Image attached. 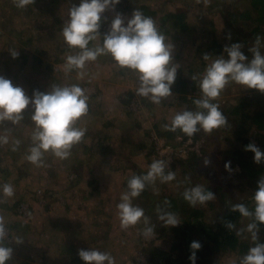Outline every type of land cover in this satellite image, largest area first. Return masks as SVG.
I'll list each match as a JSON object with an SVG mask.
<instances>
[{"label": "rangeland", "instance_id": "374dc122", "mask_svg": "<svg viewBox=\"0 0 264 264\" xmlns=\"http://www.w3.org/2000/svg\"><path fill=\"white\" fill-rule=\"evenodd\" d=\"M64 2L61 9L62 20L57 25L56 37L52 39L42 35L35 42L34 45L36 46H28L31 56L40 57V60H34L30 56V60L35 61V64L31 66L29 60L20 82L16 86L21 87L26 95L32 96L34 90L46 92L53 85L78 84L88 96V113L77 121V127L85 128L86 133L82 141L71 149L70 159L72 163L67 168L69 173L61 170L56 172V176H50L47 175L50 173L49 170H45L41 166H36L28 161L23 163L28 149L32 145L31 135L34 129L30 119L31 107L24 110L23 119L19 123L12 124L8 121L0 123V136H7L9 141L7 144L0 145V170H5V172L0 171V185L11 183L14 187V196L11 198H4L0 193V199L3 200L0 202V215L4 216L7 229L5 240L10 243L6 246L12 249V256L5 264H71L68 262L67 251L63 247H58L59 241H63V239L72 242L77 249L87 248L91 250L94 248L92 245H98L94 249L109 252L115 258V264H150L152 256L162 264H176L178 257L187 256L183 250V244H185L182 230L183 222L186 223L188 219L193 217L187 209L189 204L182 197L186 188L197 184L204 188L209 184L214 187L216 199L202 205L203 207L201 206L202 214L200 217L205 225H212L213 222L218 221V217L222 216L224 210L229 208H227V203L233 201L246 202L242 199H246L245 197L249 193H251L249 204L252 205L251 197L257 185L251 178L236 176L241 168L233 161V158L236 157V153L238 155L241 151L251 159L252 166L261 165L259 169L263 175L264 161L261 163L253 161L254 153L243 148L236 129L242 128L243 131L239 135H246L255 141L256 146L262 152H264V144L261 148V142L255 139L258 138L263 141L264 138L255 131L253 126L248 125L250 123L249 117L245 115L236 117L232 113H228V110H223L220 103H225L230 99L228 98L230 95H237L240 99L246 97V101L253 109L250 113L253 114V112L261 110L264 114V93L256 89L245 88L236 83H230L221 92L219 98L214 101L218 103L222 114L226 117L227 125L213 130L211 134H206L201 130L199 134L188 137L178 130L172 132V137L167 136L164 133L167 130L162 125L169 123L171 117L180 111L179 108L188 106L189 103L177 99V95L180 93V90L175 89L177 74L175 82L171 86L172 96L162 99L159 104H154L149 99L136 94L137 77L135 74L127 68L117 67L110 56L101 55L96 61L87 63L83 69L85 73L83 78H79L78 70L65 73V58L70 54H65L66 50L63 51L61 44L59 45V41L61 43L63 39L61 30L68 18V9L72 5H78L79 0H64ZM143 5L150 10L147 14L143 12L144 15L152 17L156 24L161 23L160 14H164L166 6L169 12H185V20L189 23V28L178 30L175 40L171 38L170 32L166 36L161 30L159 31L165 35L166 42L173 45L172 62L181 68L194 67L193 73L187 76L189 81L192 76L199 78V74L205 68L198 64L199 60L196 59L198 62L195 61L191 55L192 39L198 40V42L203 41L205 39L204 31L214 34L221 31L220 28L223 26L225 17L223 7L229 5V9L233 11L252 9L249 0H200L199 3L197 0H120L114 9L106 10L102 14L101 22L105 28L109 29L113 17L120 13L125 18L126 23L133 11L135 9L141 11ZM43 7L42 5L41 8L43 9ZM11 9L8 7L5 12H10ZM46 18L48 21L49 18ZM2 19L3 17L0 16V21ZM47 21L45 19L43 25ZM253 21L256 22L257 20ZM168 22L169 19L164 20L163 26L165 28ZM34 24L33 22L29 26L32 28ZM253 27L254 24H250L241 29L244 30L242 32H245L247 37H250V30ZM100 31L101 29H99ZM8 32L13 33V31ZM255 33L256 36L261 37V52L264 53V20ZM237 36L238 39L234 38L229 41V38L228 43L225 42L224 45L230 46L232 43H240L242 45L241 51L250 59L251 53L248 49L254 45L256 37L244 41L242 35ZM58 52L60 54L62 52V55L65 54V56L64 59L55 62L53 58ZM46 62H50L52 68L42 69ZM24 77L26 80L21 81ZM31 89L32 92H30ZM197 89L188 92L187 97L200 98L201 93ZM127 90H131L134 95L124 107L120 98L124 96ZM155 138H161L173 145H180L190 138L191 141L198 142L199 146L197 150H192L183 157L178 155L173 158L171 171L176 173V178L173 181L161 183L158 179L154 185L147 186L141 193L142 196L145 193L149 199L143 196L150 205L147 208H141L149 217L148 226H153L152 236L146 238L142 235L143 226L146 227L143 220L135 227L121 230L115 207H107L106 218L102 220L101 232L97 236L96 231H94V227L97 226L96 217L102 216V214L96 215L94 208L104 202L107 197L116 196L117 192L121 191L122 182L132 174L142 175L146 173L148 165L156 155ZM15 140H19L20 143L13 151ZM102 147L105 149H101ZM7 152H10V155ZM72 152H75L77 158ZM88 153H91L88 159L91 160L89 161L90 169L82 168L85 177L83 176L79 181L72 182L70 186H67L66 177L72 179L74 176L71 171L72 167L86 158ZM190 153L201 155V158L193 162L190 159ZM44 156L49 159H45L46 165L65 160L55 157L51 152H46ZM202 158L203 160H201ZM205 160L208 161L207 164H205ZM226 163L229 165L228 168L225 167ZM236 164L239 166V170L234 172L233 168ZM17 170L27 171L28 174L15 180L14 177L18 175ZM90 174L96 177L99 189L89 195L88 190L92 185L88 184L86 179ZM59 184L63 185L60 192L55 193L45 188L46 185H54L57 190V187H60ZM66 188H68V195L73 194L75 196L73 199L69 198L71 204L69 212L63 207L66 201V195L63 192ZM84 195L87 196L83 197ZM161 195L163 197L178 196L177 208L184 210V213L173 211L180 218L177 226H165L163 221L158 219V207L172 211L171 205L165 206V200ZM18 199L21 200H19L17 209V204L14 205V203ZM84 199L86 200L84 201ZM155 199L158 200L157 204L153 201ZM84 202H89V206L77 211V204ZM183 202L185 205L182 204ZM46 203H48L47 206H45ZM195 206H200V204ZM15 209L21 210L22 213L20 211L21 214H16ZM50 215H54L63 223L64 217L68 215L71 222L66 220L67 223L66 225L64 223L63 228H56L48 232L45 230L46 228L40 227V225L41 221L46 220ZM28 218L29 220H27ZM78 220H82L84 225L77 235L75 227ZM241 220H245V218L241 217ZM13 223L16 225L15 230L12 227ZM138 226L141 228L138 229ZM195 230L197 231L192 230L194 241H198L201 245L199 250H195V264H236L243 255L237 249L222 248L211 240L206 235V233L208 234L207 231H210L209 226L202 231L197 228ZM19 232L23 233L19 234ZM17 238H20L21 242L18 243L15 240ZM181 238H183V243L179 252ZM240 238L251 240L247 231L242 233ZM258 242L264 243L261 235H258ZM15 246L19 251L15 249ZM61 259L62 261H60ZM180 264L188 263L181 261Z\"/></svg>", "mask_w": 264, "mask_h": 264}, {"label": "clouds", "instance_id": "9594fccd", "mask_svg": "<svg viewBox=\"0 0 264 264\" xmlns=\"http://www.w3.org/2000/svg\"><path fill=\"white\" fill-rule=\"evenodd\" d=\"M15 7L26 9L33 5L34 0H12ZM120 0H79L78 5L68 9V18L64 22L61 35L69 49H78L76 54L67 55L64 71L68 73L78 70L79 78L85 75L83 69L86 64L96 61L101 55L110 56L117 67L131 70L137 77L136 94L159 104L162 99L172 96L171 86L176 79L178 64L172 62L173 45L158 29L154 19L135 9L125 23V18L117 13L111 20L109 30L101 35L99 32L102 14L106 10L114 9ZM199 3L200 0H197ZM240 43L225 45L221 54L211 59L203 54L206 64L203 72L190 77L198 79L200 98L194 99L196 110H183L175 113L169 123L162 127L171 132L178 130L188 137L194 136L203 130L211 134L213 130L227 125V119L222 114L218 103H215L221 92L230 83L239 84L245 88L256 89L264 93V53L261 52V37L256 36L254 45L249 48L251 58L241 51ZM11 55L15 58L18 53L14 50ZM31 106V121L33 132L32 145L28 149L25 159L42 166L46 152H51L59 159H67L71 155L74 145L80 143L85 136L86 129L77 127V121L88 113V96L78 84L53 85L50 90L40 92L34 90L29 97L25 91L14 86L9 79L0 75V123L4 121L12 124L23 119V112ZM8 137L0 136V145L7 144ZM20 143L13 142V151ZM246 151L254 153L253 161H264V152L256 145L248 144ZM208 161L205 160V164ZM169 161L154 159L148 165L145 174H132L126 182V191L123 192L116 204L117 216L121 230L135 227L143 220L146 227L142 235L152 236L153 226L149 225V217L144 209L134 205L133 200L149 185H154L159 179L161 183L171 182L176 178L175 171L167 170ZM226 168L229 165L226 163ZM0 193L4 198L14 196V187L11 183L0 185ZM183 199L190 205H204L216 199L213 192L197 184L186 188L182 193ZM0 202H3L0 199ZM168 206V201H165ZM253 207L250 209L245 203H236L231 206L240 216L249 218L246 228L236 229L232 222L225 226L229 230L236 229V235L245 231L250 234L252 245L243 254L236 264H264V243L258 242V224H264V176L257 181V189L251 197ZM158 219L165 226H177L180 218L174 213L157 208ZM7 229L5 218L0 215V264H5L12 256V249L5 246ZM18 243L20 238L15 239ZM201 247L198 241H192L193 250L189 256L191 264H195V250ZM78 256L86 264H115V258L109 253L92 248L79 250Z\"/></svg>", "mask_w": 264, "mask_h": 264}, {"label": "trees", "instance_id": "16d2710c", "mask_svg": "<svg viewBox=\"0 0 264 264\" xmlns=\"http://www.w3.org/2000/svg\"><path fill=\"white\" fill-rule=\"evenodd\" d=\"M64 3H65L64 0H34L33 5L28 6L26 9H19L14 6V4L12 3V0H0V16L3 17V19L0 21V75L4 76L6 79H9L13 85L16 86V84L20 82L25 66L27 65V63H29L31 52L30 50H28L29 49L28 46L29 45L36 46L34 45L35 42L39 40L42 37V35L43 37H49L52 39L56 37V32L58 31L57 25L60 24V21L62 20L61 19V9ZM249 4L251 5L252 9H245L243 11H239V10L233 11L229 9V5L227 7H223L224 12H225V15H224L225 17L223 21V26L220 28L221 31L216 34L208 33L207 31H204L203 36L205 37V39L203 41L198 42V40L195 41L194 39H192L191 55L193 56L195 61L199 60V62L197 61L198 64L205 67L206 64L210 62V61H205L203 59V54H208L210 57V60L215 59L216 56L221 55V54L226 55V53L223 52V48L225 46L224 43L225 42L228 43L229 38H230L229 41H231L234 38L238 39L237 35H242L243 40L246 41L249 38L256 37L255 32L259 29L260 23L264 20V15H263L264 14V0H249ZM42 5L44 6L43 9L41 8ZM8 7L12 8L11 11L5 12L6 8ZM147 8H148L147 6L143 5L142 6L143 10L141 9V11L147 14L150 11ZM44 16L48 17L49 19L47 21V18L45 17L47 22L43 25V22L45 20ZM160 16H161L160 17L161 23L157 24L158 29L161 30L166 36L170 32V36L174 40L177 38L176 32L178 30H186L187 28H189V23H187V21L185 20V12H175V13L169 12L166 6L164 14H160ZM168 19H169V22L165 28L163 26L164 20L166 21ZM253 20H257V21L255 22ZM33 22L35 24L31 28V26L29 25L33 24ZM250 24H254V27L252 28V30H250L251 36L247 37V34H245V32L243 33L242 31L244 30H242L241 28L245 25H250ZM100 29H101L100 34L102 35L105 34L109 30L108 28H105V25L103 24V22H101ZM6 30L13 31V33H9ZM60 44H61V49L63 51L66 50L65 54H76L78 52V49H69L67 45L64 43L63 39L61 43L59 41V45ZM14 50L18 53V55L15 58H13L11 55V51H14ZM65 54L62 55V52L61 54L60 52H58L55 54L53 60L55 62H58L62 60V58L64 59ZM31 57L34 60H37V61L40 60V57H36V56H31ZM29 64L33 66L35 64V61L30 60ZM43 68L44 69L52 68L51 63L46 62V64L44 65V67H42V69ZM193 68L190 66L181 68V66H179L177 69V73H176L177 80H176L175 89L180 90V93L177 95V99L179 101H183L186 103L189 102L188 106H184V107L182 106L181 108H179L180 111H182L183 108L184 110L185 109L193 110V111L196 110L195 106L194 107L192 106L193 105L192 100L197 99V98L194 96L187 97V93L191 92L192 90L196 88H198L197 90L200 91L198 87V81L192 80V79L189 81L187 78V76H190L193 73L192 72ZM25 80H26V77H24L21 81H25ZM182 90L183 92H181ZM32 91L33 90L31 89L30 92ZM133 95L134 93L131 90H127L124 96L120 98L124 107L127 106V103H129V100L131 99ZM29 97H31V95ZM228 98H230L231 100L228 99L225 103H220V105H222L223 107V110H226V111L228 110V113H232L236 117L237 116L240 117L242 115L249 117L250 123H248V125L253 126L255 128V131L260 133L264 138V133H263L264 132V117H263L264 114L262 113V111L261 110L255 111L253 112V114L250 113V111L253 109L250 106V104L246 101V97L240 99L239 96L237 95H230ZM235 100L236 102H234ZM242 131H243L242 128L236 129V132L238 133V137H240V142L243 145V148H245V146L248 144H254V145L257 144L255 141H252L248 136L239 135L241 134L240 132ZM164 133L170 137H172L173 135L171 131H165ZM196 134H199V132ZM255 140L261 142L260 147L262 148V144H264V140L260 141L258 138H256ZM101 149H105V148L102 147ZM74 153L72 152V154ZM7 154L10 155V152H7ZM90 156H91V153H88V155H86V158H84L83 160H80L76 166L74 167L71 166L72 167L71 171L74 173V176L72 177V179H69L68 177H66L67 186H70L72 182L79 181L84 176L82 168H85L87 170L90 169L89 161L91 160H88ZM189 156H190V159L193 160V162L201 158V155H196L193 153H190ZM74 157L77 158L75 154H74ZM46 158L47 157L45 156L43 157V164L41 167L44 168L45 170H49L50 173H48L47 175L56 176V172H59L61 170L69 173V171H67V168L72 163L70 159L71 156L62 162H54L49 165H46L47 162L45 163ZM46 160H49V159H46ZM201 160H203V158ZM233 161L236 162L238 165H240V168H241L240 172L237 173L236 175L238 177H241V178L246 177L247 179L251 178L252 180H254L255 185H257V181L261 178V176H264L262 171H260L259 169L261 165H258V167L252 166L251 159L248 158V156L246 157L244 153H242L241 151L239 152L238 155L236 153V157L233 158ZM26 162L27 160L24 159L23 163H26ZM0 171L5 172L4 169L3 171L2 170ZM17 171H18V175L17 177H14L15 180L22 178L24 175L28 174L27 171H20V170H17ZM259 171L261 172L260 174H259ZM86 182L92 185L90 189L88 190L89 195L92 194V192L94 193L98 191L99 183L97 182L96 177L93 176V174H90L87 176ZM126 182L127 180L122 182L121 191L119 193L117 192L116 196L107 197L104 202L100 203V205H96V207L94 208V210H96V215L102 214V216L96 217L97 218V221H96L97 228L94 227V231H96L97 236L101 232L100 228L103 225L102 220L106 218V213L108 211L107 207L116 208V204L119 202V198L121 194L126 191ZM58 186L60 187H57V190L55 189L56 187L54 185H51V186L46 185L45 188L48 191H52L56 193V192H60V190L63 188L62 184H59ZM205 189L213 193L215 191L214 187L211 184L207 185ZM255 189H257V186ZM67 191H68V188H66L63 192V194L66 195V201L63 207H65L66 211L69 212L70 207H71L69 198L73 199L75 198V196L73 194L68 195ZM86 196L84 195L83 197H86ZM143 196H145V193H143ZM143 196L141 194L139 197L135 198L133 200V204L139 207L147 208V206L150 204L144 199ZM161 196L163 197V195ZM250 196H251V193H249L248 196L245 197L246 199H242L246 201L242 203L247 204V206L251 209L253 205L249 204ZM145 198L148 199L146 196ZM163 198L165 201H168V204L170 205V195L165 196ZM19 200L21 199H18L14 203V205L17 204L16 205L17 209L19 206ZM85 200L86 199H84V201ZM153 201L155 204L158 203V200L156 199ZM236 203H241V202L233 201L231 203H227L226 204L227 208L228 207L229 208L227 210H224L222 216H219L218 221L213 222L212 225H205L202 218L200 217V215L202 214V207H203L202 205L200 206H190L189 205L188 206L187 208L188 212L189 213L191 212L193 217L188 219L186 223L183 222L184 227L182 229L183 236L185 239L184 241L185 244H183V250H185V252L187 253V256H184L182 258L178 257L176 264H180L181 261L191 264V261L189 260V256L191 255L193 250L190 248V243L195 240L192 234V230L196 232L197 230H195V228H197L200 231H202L208 226L210 228V231H207L208 234L206 233V235L210 237L211 240H213L218 245L222 246V248H230L234 250L237 249L238 251L245 254L247 249L252 245V241L248 239H241L240 235L239 236L236 235V229L246 228V225L250 222V219L245 218V220H241L242 216H240L238 212L233 211L231 209V206ZM47 204L48 203H46L45 206H47ZM88 206H89V202L79 203L77 204L76 210L79 211V209H82V208L85 209ZM20 211L19 210L17 211L15 209L16 214H21L22 211L21 213ZM116 213H117V209H116ZM29 218L27 220H29ZM64 218H65V221L64 220L63 221L65 225L67 223L66 220L68 222H71V219L68 218V215H66ZM227 222H232L236 226V229L229 230L225 226ZM64 223L60 221L59 219H56L54 215H50L47 217L46 220L41 221L40 227L42 226L46 228L45 230H47L48 232H51L53 229L63 228ZM257 224H258V229H259L258 235H261L262 240L264 242V224H261L259 222H257ZM76 225L77 226L75 228L77 230L76 232L78 235L80 233V230H82L84 222L82 220H78ZM12 227L15 230L16 225H14L13 223ZM140 228L141 227L138 226V229ZM22 233L23 232H19V234H22ZM182 240L183 238H181L180 249L178 250L179 252L182 247V243H183ZM61 241H59L58 247H63L67 251L68 253L67 258H68L69 263L86 264V262L82 261L80 257L78 256V251L81 249L75 248V245L72 242H69V241L67 242L64 239L62 242ZM4 243H5V246L7 244H10L8 240H5ZM11 245H13V243H11ZM92 246L95 248V246H98V245H92ZM15 249L18 250L17 246H15ZM82 249L88 250L87 248H82ZM60 261H62V259ZM10 264H14V263H10ZM150 264H162V262L155 260V258L152 256L150 259Z\"/></svg>", "mask_w": 264, "mask_h": 264}, {"label": "built area", "instance_id": "2783aa9c", "mask_svg": "<svg viewBox=\"0 0 264 264\" xmlns=\"http://www.w3.org/2000/svg\"><path fill=\"white\" fill-rule=\"evenodd\" d=\"M156 139V155L154 159H164L166 161H169V167L167 170H171V163L174 157L176 156H185L188 152L192 150H197L199 143L191 141L190 138L186 139L183 143L180 145H173L171 143L166 142L165 140H162L161 138H155ZM233 170L236 172L239 170V166L236 164L234 165Z\"/></svg>", "mask_w": 264, "mask_h": 264}, {"label": "crops", "instance_id": "0c3cea01", "mask_svg": "<svg viewBox=\"0 0 264 264\" xmlns=\"http://www.w3.org/2000/svg\"><path fill=\"white\" fill-rule=\"evenodd\" d=\"M182 204L185 205L184 202ZM170 205L172 206V208H171L172 211L171 212L176 211L178 213H182V214L184 213V210H182L180 208H177V206H178V196L170 195Z\"/></svg>", "mask_w": 264, "mask_h": 264}]
</instances>
